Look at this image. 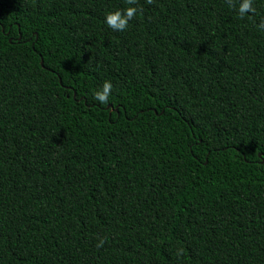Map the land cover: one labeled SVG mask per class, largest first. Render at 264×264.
<instances>
[{
  "label": "trees",
  "instance_id": "16d2710c",
  "mask_svg": "<svg viewBox=\"0 0 264 264\" xmlns=\"http://www.w3.org/2000/svg\"><path fill=\"white\" fill-rule=\"evenodd\" d=\"M132 6L0 0V264H264V0Z\"/></svg>",
  "mask_w": 264,
  "mask_h": 264
},
{
  "label": "clouds",
  "instance_id": "9594fccd",
  "mask_svg": "<svg viewBox=\"0 0 264 264\" xmlns=\"http://www.w3.org/2000/svg\"><path fill=\"white\" fill-rule=\"evenodd\" d=\"M126 3L129 5V7L125 8L123 11L116 10L114 12H108L105 15V23L113 31H125L128 28L129 21L134 19L138 11H140V9L137 7L132 6L137 4V0H126ZM146 3L152 4L153 0H146ZM226 3L231 8H237V0H226ZM237 11L240 18L242 19L247 14H254L256 9L253 7V0H239ZM259 28L264 30V22H261ZM112 88V83L110 81H105L103 83L102 89L94 93V99L101 104L108 103L109 96L112 93ZM103 243L104 241L101 239L97 244V247H102Z\"/></svg>",
  "mask_w": 264,
  "mask_h": 264
},
{
  "label": "water",
  "instance_id": "95a60500",
  "mask_svg": "<svg viewBox=\"0 0 264 264\" xmlns=\"http://www.w3.org/2000/svg\"><path fill=\"white\" fill-rule=\"evenodd\" d=\"M42 65H43V61H42Z\"/></svg>",
  "mask_w": 264,
  "mask_h": 264
}]
</instances>
